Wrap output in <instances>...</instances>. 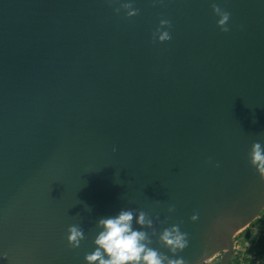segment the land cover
I'll list each match as a JSON object with an SVG mask.
<instances>
[{
  "label": "water",
  "instance_id": "obj_1",
  "mask_svg": "<svg viewBox=\"0 0 264 264\" xmlns=\"http://www.w3.org/2000/svg\"><path fill=\"white\" fill-rule=\"evenodd\" d=\"M125 2L139 14H115ZM256 142L264 0H0V264H84L121 209L154 218L162 254L231 264L264 211ZM177 224L189 243L172 257L157 237Z\"/></svg>",
  "mask_w": 264,
  "mask_h": 264
},
{
  "label": "clouds",
  "instance_id": "obj_2",
  "mask_svg": "<svg viewBox=\"0 0 264 264\" xmlns=\"http://www.w3.org/2000/svg\"><path fill=\"white\" fill-rule=\"evenodd\" d=\"M109 2L112 3L113 0H109ZM210 6L213 15L218 17L216 27L221 32L227 33L229 31L227 24L230 13L215 2L211 3ZM121 11L125 12L126 18H132L139 14V10L135 9L131 2L121 3L120 7L114 9L115 14H119ZM170 28L171 22L167 19H161L157 29L152 34L153 40L157 43L169 41L171 39L169 31H161V29ZM247 159L250 166L259 175L261 182H264V147L260 142L252 144ZM87 210L91 211L90 208ZM173 210L171 207L168 209L169 212ZM190 219L195 222L198 215L194 214ZM133 221H135V229ZM96 228L99 231L93 240L95 250L85 255L84 264H187L183 257L170 258L151 246L152 237L157 235L154 228V218L143 210L137 212L132 209H121L114 216L100 218ZM84 239V231L78 224L68 227L66 240L70 248H78ZM157 240L162 247L171 253L172 257L187 248L189 243L188 234L181 232L178 224L164 228L159 233Z\"/></svg>",
  "mask_w": 264,
  "mask_h": 264
},
{
  "label": "crops",
  "instance_id": "obj_3",
  "mask_svg": "<svg viewBox=\"0 0 264 264\" xmlns=\"http://www.w3.org/2000/svg\"><path fill=\"white\" fill-rule=\"evenodd\" d=\"M263 220V218H258L257 219V221H255L254 223H253V225H251V227H253V233H254V235H252V233H251V237H250V239L249 240H245V238L244 237H242V239H237L238 238V235H240V234H242V232H240V233H238V235H237V237H236V244H235V248H234V254H233V258H232V260H231V264H235V263H237V258H238V256H240V254H239V252H241V251H243V249H241L242 248V243H241V241L243 242V241H245V242H243V246L245 247V245H246V243H251V239L252 238H254L253 240H255V242H254V244L253 245H255V243L258 241V239L260 238V236L261 235H259L260 233H262V235L264 234V229H261L260 228V226H261V221ZM258 236V237H257ZM235 240V239H234ZM240 263H242V260H241V258L239 257V259H238V263L237 264H240Z\"/></svg>",
  "mask_w": 264,
  "mask_h": 264
},
{
  "label": "rangeland",
  "instance_id": "obj_4",
  "mask_svg": "<svg viewBox=\"0 0 264 264\" xmlns=\"http://www.w3.org/2000/svg\"><path fill=\"white\" fill-rule=\"evenodd\" d=\"M259 218H263L264 219V211L260 214V216H259ZM257 221V220H256ZM250 228V231H251V233H252V235H254V233H253V227H249ZM259 235H262V233H260ZM242 237H244V231L242 232V234H240V235H238V238L237 239H242ZM258 237V236H257ZM261 237V236H260ZM254 238H252L251 239V246H250V250L248 251V252H245V253H243L242 251L241 252H239V254H240V256H238V258H237V263H238V259H239V257L240 258H242V257H245L244 259L245 260H243L242 259V264H250V257H246V255H249V254H251L253 251H251L252 250V247H254V242H255V240H253ZM243 242H245V241H243ZM243 242L241 241V243H242V248L241 249H245V247L243 246ZM254 249V248H253ZM243 253V254H242ZM260 258V257H259ZM258 258V259H259ZM260 260V262H263L264 261V258H260L259 259ZM237 263H235V264H237ZM241 264V263H240Z\"/></svg>",
  "mask_w": 264,
  "mask_h": 264
},
{
  "label": "built area",
  "instance_id": "obj_5",
  "mask_svg": "<svg viewBox=\"0 0 264 264\" xmlns=\"http://www.w3.org/2000/svg\"><path fill=\"white\" fill-rule=\"evenodd\" d=\"M238 235V234H237ZM237 235H236V237H237ZM236 237L234 238L235 240H234V243L236 244ZM250 246H251V243H246V245H245V249H243V253H245V252H248L250 249ZM242 253V254H243ZM246 257H250V264H262L263 262H260V260L256 257V255H255V253L254 252H252L251 254H249V255H246ZM245 257H242L241 258V260L243 259V260H245L244 259ZM218 259H219V256H216V257H213V258H211L210 260H208V261H206V262H204V263H202V264H215V263H217V261H218ZM242 264V263H241Z\"/></svg>",
  "mask_w": 264,
  "mask_h": 264
},
{
  "label": "trees",
  "instance_id": "obj_6",
  "mask_svg": "<svg viewBox=\"0 0 264 264\" xmlns=\"http://www.w3.org/2000/svg\"><path fill=\"white\" fill-rule=\"evenodd\" d=\"M261 229H264V219L261 221ZM254 248V249H253ZM257 258H264V234L261 235V237L258 239V241L255 243L254 247H252V250ZM259 258V259H260ZM264 264V261L263 263Z\"/></svg>",
  "mask_w": 264,
  "mask_h": 264
}]
</instances>
